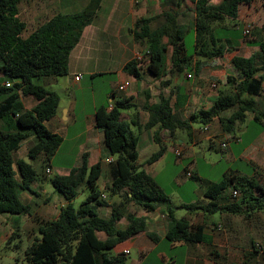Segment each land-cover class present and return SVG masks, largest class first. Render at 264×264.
Segmentation results:
<instances>
[{"label": "trees", "instance_id": "16d2710c", "mask_svg": "<svg viewBox=\"0 0 264 264\" xmlns=\"http://www.w3.org/2000/svg\"><path fill=\"white\" fill-rule=\"evenodd\" d=\"M20 1L0 0V213L29 215L30 205L19 198L18 192L32 191L30 183L35 179L36 171L29 162L14 157L12 152L24 139L32 136L34 142L27 146L26 155L33 158L42 153L46 159L61 140L44 125L54 115L59 98L55 92L32 80L67 73L70 51L78 42L84 26L93 20L101 0H87L75 12L53 13L38 22L26 36L21 35L25 22L19 17ZM178 1L184 0H175ZM189 1L194 3L189 53L184 47L186 25L178 23L171 12L138 17L128 29L132 40L141 46L142 55L124 62L121 70L134 80L148 76L169 88L168 95L159 93L155 102H149V90L144 91L141 107L146 112V119L142 128L147 130L156 126L170 135L175 129L185 130L190 137L192 123L204 126L216 118L221 131L231 133L247 113H252V120L264 129V110L255 112L254 101L255 96L264 93V20L252 38L243 40L255 45L256 49L247 57L238 54L229 57L233 75L225 77V86L216 90L208 107L195 109L186 118L180 117L188 94L184 85L175 79L184 73L187 74L185 79L197 77L205 60L236 50V41L233 44L230 38L217 36L213 24L218 26L225 18H235L238 7L253 0ZM260 2L264 9V0ZM160 16L163 20L152 26ZM233 26L235 28V24ZM239 34L238 39L245 37L241 29ZM5 82L9 85L5 86ZM23 96H31L35 103L25 108L21 100ZM109 99L96 106L93 112L94 124L102 133V144L109 154L114 155L107 161L109 183L103 188L97 185L101 162L97 160L88 164L85 152L81 153L80 162L66 173L50 175L49 182L63 197L64 203L55 216L36 219L38 235L35 233L25 246L22 264H129L126 253L111 251L116 243L144 230V216L128 210L127 202L136 204L143 211L165 206L168 220L164 238L168 241L210 242L201 224H194L185 216H172L168 195L151 174L138 167V134L130 128V124L139 128L138 111H133L129 117L120 111L130 107L135 109V101L131 97L116 98L114 92L109 94ZM228 110V114H222ZM152 138L160 142L155 130ZM162 150L163 145L159 144L146 163L156 159ZM189 176H195L203 184L204 196L209 199L202 207L208 211L219 209L249 217L252 211L264 209V185L254 174L248 176L225 171L216 181L203 180L193 173ZM81 184L86 193L78 205L73 206L71 198ZM229 188L230 192L224 196L226 201L218 203L216 199ZM232 189L237 191L236 195L231 194ZM103 190H108L118 200L107 202L102 197ZM98 205L108 207L107 216L97 213ZM182 205L187 208L198 206L196 200ZM121 218L127 222L118 226ZM13 219L17 227V218L13 216ZM98 232L102 235L99 236ZM14 234L15 231H10L8 238ZM146 234L154 239L153 234ZM8 241L6 239L5 243Z\"/></svg>", "mask_w": 264, "mask_h": 264}, {"label": "crops", "instance_id": "0c3cea01", "mask_svg": "<svg viewBox=\"0 0 264 264\" xmlns=\"http://www.w3.org/2000/svg\"><path fill=\"white\" fill-rule=\"evenodd\" d=\"M50 1L51 0H30V13L32 14V19H37V22H41L56 12H75L80 10L87 2V0ZM104 2L105 0H101L93 20L84 26L78 42L70 51L67 63V78L59 81L55 76H45L41 77L39 82H37V84L43 86L45 89L55 93L57 90L64 91L62 87L67 86L75 91L89 89L91 95V111L82 114L80 121H78V115L74 111V106L69 103L63 107H57L58 111L56 109L54 115L44 122L45 127L49 131L58 134L61 140L55 151L48 158L45 159L42 153L33 157V159H36L43 166L42 177L46 175L44 172L45 166H49L51 170L54 164L61 168V173H66L71 166L77 165L80 162V156L83 152L86 154V161L88 164L99 160L102 166L103 161H106L109 157L112 158V156L101 157L106 150L102 144L101 130L94 124V109L96 106L104 104L99 100H97L99 101L97 104L94 98L92 82L96 76H102V74L109 71L114 72L115 81L113 82L110 80L107 83V101L110 100L109 94L111 92H114V96L116 95V85L122 80H128L129 85H132L131 89L120 97H131L134 101L141 98L143 102L144 91L149 90L148 84H145V82L153 80L148 76L144 77L142 80H134L121 70L124 62L140 54V46L132 40L128 29L132 27L133 21L136 18L149 16L151 3L146 0L142 2L139 0H106L108 4L103 5ZM256 3L260 5L261 8H257L255 6ZM54 4L55 8H52ZM240 10L245 13V18H249L250 20L255 19L257 15H262L261 22L257 25L261 27L264 20V9L260 0H253L249 4L240 5L237 15ZM244 44L246 43L244 42ZM246 46L249 48L247 52L239 54L240 43L238 42L236 50H232L230 56L238 54L247 57L251 51L256 49V46L252 44H246ZM112 61L115 63L112 64ZM84 74L88 76L87 81L83 79ZM227 74L233 75V73ZM75 76L79 77L74 79ZM200 79L201 75L199 72L196 83L190 89L193 91L191 95L185 88L188 98L182 111H186L187 114L198 108H207L210 104L208 99H212L213 97L211 91L206 92L202 87ZM175 81L177 80L175 79ZM59 82H61V87L59 86ZM112 82L114 83L113 86ZM222 84L225 86V83L222 82ZM66 91L68 95H70V91L68 89ZM140 92H142V94ZM149 93H151V89ZM23 97L21 98L22 103ZM26 97H29L28 103L26 105L23 103V106L25 108H30L35 103V100L31 96ZM148 101L155 102L151 97H149ZM254 101L256 103L255 112L258 113L263 111L264 93L261 96H255ZM250 118L253 119V114L247 113L244 119ZM145 119L146 118L142 120L139 119V123L142 125ZM77 122L79 123L78 129L71 130L70 128ZM217 123V119L214 118L210 124L205 125V130L202 131L201 127H199L198 130H193V132H195L190 143H195L200 138H206L208 141L212 142L214 139L213 137L217 135H221V140H225L227 143H229V139L235 142H242L240 135L221 131ZM196 132L198 133L196 134ZM27 139L31 140L30 144L34 142L32 136ZM178 140L180 141L179 138ZM228 156L231 160H234L236 157L247 160V162L252 165V171L248 176L254 174L258 181L264 185V129H254L242 144L238 154L235 156L230 152ZM104 170H107V168ZM191 171L194 173V168ZM226 171L232 174H242L238 168L234 170L228 169ZM197 176L208 181L218 180L210 177H202L200 175ZM201 185L199 192L204 195V186L202 183ZM33 187L40 188L41 190L44 189L41 182L35 178L30 183L32 191L28 190L29 195L25 194L27 200L30 199V194L34 192ZM229 192L230 188L223 191L216 201L218 203H224L226 201L224 196L228 195ZM45 196H43L42 199H44ZM189 200L194 201L192 197ZM107 202L111 201L108 200ZM63 203L64 199L59 201L58 206ZM183 203L186 202L180 201L179 205ZM54 206L56 207L57 205L54 204ZM106 208L108 207L106 206ZM37 211L44 216L46 213L50 212L49 209L40 207L37 208ZM133 213L135 215L144 216V230L138 231L116 243L111 248L112 251H121L123 248H127L129 252L130 247L135 246L140 261H143L153 253L154 258H160L164 264H173L175 259L168 257L169 255L167 256V254L168 251L179 246L181 248V264H264V209L252 211L249 217H245L243 214H232L221 211V219L215 222H208V220L203 219L202 214L195 212L193 215L196 216L195 219L189 220L194 224L202 225L203 233L210 239L209 243L184 242L181 240H167L168 244L163 242L166 240L164 238V233L167 228L168 220L167 209L163 205H159L149 211H143L137 206L133 210ZM107 215L108 213L102 216ZM121 219L117 224L118 226H122L127 222L125 218ZM146 232L153 234L154 239L150 238ZM159 245H162V248H160ZM167 257L169 259H167Z\"/></svg>", "mask_w": 264, "mask_h": 264}, {"label": "rangeland", "instance_id": "374dc122", "mask_svg": "<svg viewBox=\"0 0 264 264\" xmlns=\"http://www.w3.org/2000/svg\"><path fill=\"white\" fill-rule=\"evenodd\" d=\"M142 2L143 0H139ZM151 3L149 8V14H160L163 12H171L175 15L176 21L178 23H183L186 25L187 32L184 35V47L187 53L191 51V24L194 19V3L189 0L178 1L175 0H146ZM218 0H208L209 3H215ZM52 2V0L50 1ZM108 3L105 2L103 5ZM257 8H261L260 5L256 3ZM52 8H55V4ZM19 17L25 22V30L22 32V36H26V34L36 26L37 19H32V14L30 13V0H21L18 5ZM55 12V11H54ZM261 14V13H260ZM262 19V15H257L255 19L245 18V13L240 10L237 17L235 18H225L220 24H213L214 29L216 30V35L220 37L230 38L231 42L234 44L240 43L239 54L247 52V46L244 44L246 39L252 38L254 35L255 29L257 30V25L260 24ZM163 20V17L160 16L153 23L152 26L157 24ZM250 23L251 32L248 37H244L243 39H238L239 37V29L246 24ZM235 24V28L234 25ZM224 25V26H223ZM237 39V40H236ZM141 49V46L139 47ZM142 55V52H139ZM229 57L230 50L225 51V53L218 58H212L205 60L200 69V84L206 90V92L211 91L213 97L218 88L224 86L222 82H225V77L227 73H232L231 67L229 66ZM114 64L115 62H111ZM113 66V65H112ZM67 73L64 75L56 76L59 81L61 79L67 78ZM187 75L180 74L177 77L178 83H182L184 87L187 89L188 93L191 95L193 91H191V87L196 83L197 77H189L185 79ZM40 79V78H39ZM39 79L34 78L33 83L39 82ZM83 79L87 81L88 76L83 75ZM165 79V78H164ZM189 79V80H188ZM115 81L114 72H107L102 74V76H96V78L92 82V89L94 98L98 104L99 101L105 103L107 101V83L108 81ZM112 82V86L114 83ZM198 83V82H197ZM148 84L149 91L151 89L150 97L157 101L158 94L161 93L164 96H167L169 93L168 86H163L159 80H150L149 82H145ZM143 84V85H145ZM142 85V86H143ZM59 86L61 87V82H59ZM132 85H129L124 91H117L115 97L119 98L126 91L131 89ZM64 91L57 90L58 100V108L63 107L71 103L74 106V111L78 115V121L81 120L82 114L91 111V95L90 90L85 89L83 91H75L72 88H68L67 86L62 87ZM67 88L70 91V95L66 91ZM142 94V92H140ZM212 97V98H213ZM70 98V99H69ZM28 99L26 96L23 97V103L26 105L28 103ZM99 100V101H97ZM171 101L173 100V96H171ZM211 99H208L210 102ZM141 98L135 100V109L130 107L128 109H121V113L127 114L128 117L131 116L133 111H138V119L142 120L146 118V112L141 107ZM57 108V111H58ZM228 111H224L222 114H228ZM188 116L186 111L180 112L181 118H186ZM79 123L77 122L71 130L78 129ZM216 124V123H215ZM218 124V123H217ZM219 126V124H218ZM199 127H202L200 123H192V129L198 130ZM130 128L138 134V142L136 144L137 149V158L136 162L138 163V167L144 168L149 174L153 175L154 179L158 183V185L163 189V191L168 195L170 199V204L172 206V216L173 217H181L185 216L188 219H195L196 216H193L195 212L202 214L204 220L210 221H219L221 218V211L219 209H215L213 211H208L206 208L202 207L203 202L207 201L209 198L204 196L199 192L201 185V181L195 176H187L185 171L188 170L192 173V169L194 168L195 172L193 175H200L202 177H210L213 179H219L223 171L228 169H236L238 168L242 174L248 175L252 171V165L247 162L244 158L236 157L234 160H231L228 156L230 152H232L235 156L238 154L242 144L246 141L254 129H263L261 125H258L256 121L250 119H244L239 122L231 133H235L240 135L242 142H235L229 139V143L225 142V140H221V135L214 136L213 141L210 142L206 138H200L195 143H190L191 138L194 134L192 132L191 136L188 137L185 130L175 129L173 134L170 135L167 131H161L156 126L151 129L142 128L141 124L137 129L135 125L130 124ZM220 128V127H219ZM155 130L157 137L160 142L155 141L152 138V133ZM203 131V130H202ZM198 132H196L197 134ZM201 135V134H200ZM204 135V134H203ZM180 139V141L178 140ZM29 139H24L19 147L13 151L14 157H20L25 161L29 162L36 171V179L41 182L43 190L40 188H34L30 194V199L27 200L25 198V194L29 195L28 190H20L18 192L19 198L22 201H27L30 205V214H7L0 213V264H22V255L25 246L30 242L32 236L38 232H36V219L42 218H50L53 217L57 209L59 208V201L63 199V197L53 189L49 182V176L54 173H61V168L52 165L49 173L42 177V165L33 158H30L25 153V148L30 145ZM224 141L225 146H220L219 142ZM159 144L163 145V150L160 155L156 157L151 163H146V159L148 156L155 152L159 148ZM69 147V146H68ZM178 147L180 149V154L177 156L173 152V148ZM112 156L113 154H109L107 151H104L102 157ZM105 159V158H104ZM54 163V162H53ZM108 162L103 161L102 170L100 175L97 178V185L100 188H103L105 183H109V177L107 174ZM15 177L17 174L15 173ZM77 194L71 198V203L73 206H77L79 201L84 197L86 193V189L84 185L81 184L77 187ZM46 195V196H45ZM45 196L44 199L42 197ZM102 197L107 201H117L118 197L112 195L108 192V190H103ZM192 197L193 200H196V207H184L183 205H179V202H188ZM203 201V202H202ZM54 204L57 206L55 207ZM127 209L133 211L137 205L132 202H127ZM47 208L50 212L46 213V215L39 214L37 208ZM96 211L99 215H106L108 213V208L104 205H98L96 207ZM13 216L17 218V227L13 222ZM199 216V215H197ZM166 217V214H165ZM264 217V213H263ZM122 220V219H121ZM124 220V219H123ZM119 222V221H118ZM10 231H15L13 237H9ZM98 235L101 236L102 233L98 232ZM9 239L7 243L5 240ZM166 244H168L167 240H164ZM162 248V245H159ZM112 251V250H111ZM181 248L176 246L173 250L168 251L167 256L174 258L173 264H181ZM167 257V259H169ZM125 259L129 264H164L160 258H154L153 253L149 255L143 261H140L138 256V251L135 246H131L129 252L125 254Z\"/></svg>", "mask_w": 264, "mask_h": 264}, {"label": "built area", "instance_id": "2783aa9c", "mask_svg": "<svg viewBox=\"0 0 264 264\" xmlns=\"http://www.w3.org/2000/svg\"><path fill=\"white\" fill-rule=\"evenodd\" d=\"M251 28H252V27H251L250 23H246V24L242 27V29H241V33H242V35L245 36V37H248V36L250 35ZM135 58H139V55L135 56ZM78 77H79V76H75L74 79H77ZM4 85H5V86H8L9 83H8V82H5ZM128 85H129V81H128V80H122V81H120V82L116 85V90H118V91H124V90L128 87ZM263 85H264V83H263ZM110 106H111V104L108 105V108H110ZM201 129H202V130H205V129H206V126H205V125L202 126ZM219 145L223 147V146H225V142H224V141H220V142H219ZM173 152H174L175 155L178 156V155L180 154V149H179L178 147H174V148H173ZM109 160H111L110 157L106 159V161H109ZM44 172H45L46 174L49 173V172H50V167H49V166H45V168H44ZM185 174H186L187 176H189V175L191 174V172L188 171V170H186V171H185ZM231 194H232V195H236V194H237V191H236L235 189H232V190H231ZM121 251L124 252V253H127V252H128V249H127V248H123Z\"/></svg>", "mask_w": 264, "mask_h": 264}]
</instances>
